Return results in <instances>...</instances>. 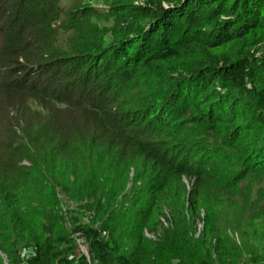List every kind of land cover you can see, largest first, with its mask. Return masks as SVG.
Wrapping results in <instances>:
<instances>
[{
    "label": "trees",
    "instance_id": "1",
    "mask_svg": "<svg viewBox=\"0 0 264 264\" xmlns=\"http://www.w3.org/2000/svg\"><path fill=\"white\" fill-rule=\"evenodd\" d=\"M105 1L0 0V249L239 264L215 219L264 182V0Z\"/></svg>",
    "mask_w": 264,
    "mask_h": 264
},
{
    "label": "rangeland",
    "instance_id": "2",
    "mask_svg": "<svg viewBox=\"0 0 264 264\" xmlns=\"http://www.w3.org/2000/svg\"><path fill=\"white\" fill-rule=\"evenodd\" d=\"M62 7H71L75 2L80 4L91 3L101 7L106 6L105 0H60ZM143 2L145 0H135ZM25 163V162H24ZM253 188L255 193L254 199L249 202L245 200L235 199L234 202L223 203L217 209L215 219V229L221 237H223L228 244H236L242 249V256L239 264H264V182H257L254 184L246 181L241 188L242 195L248 193L249 188ZM60 199H65L63 194H60ZM68 209L74 208L77 215L83 223L93 221L94 217L88 208L76 204L73 200L68 201ZM77 207V209H76ZM66 211V218L62 222V230L68 232V239L73 243L83 254L84 251L88 254L90 259L88 243L78 232H74V226L70 221L69 210ZM167 212V211H166ZM70 215V216H69ZM204 218V215H202ZM93 218V219H92ZM118 221V219H117ZM165 225L168 222L165 221ZM196 236L204 229L203 222L197 224ZM154 238L152 235H149ZM128 245L130 241L123 240V244ZM17 252L2 251L0 249V262L2 264H26L28 259L34 253V248H17Z\"/></svg>",
    "mask_w": 264,
    "mask_h": 264
},
{
    "label": "water",
    "instance_id": "3",
    "mask_svg": "<svg viewBox=\"0 0 264 264\" xmlns=\"http://www.w3.org/2000/svg\"><path fill=\"white\" fill-rule=\"evenodd\" d=\"M84 252H85L84 255L88 258L89 256H88L87 252L86 251H84Z\"/></svg>",
    "mask_w": 264,
    "mask_h": 264
}]
</instances>
